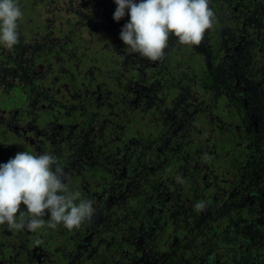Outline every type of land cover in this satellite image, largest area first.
I'll return each instance as SVG.
<instances>
[{
    "label": "flooded vegetation",
    "instance_id": "flooded-vegetation-1",
    "mask_svg": "<svg viewBox=\"0 0 264 264\" xmlns=\"http://www.w3.org/2000/svg\"><path fill=\"white\" fill-rule=\"evenodd\" d=\"M18 1L19 41L0 58V164L54 154L96 213L73 230L0 225V264H175V246L180 264H264V0H211L197 46L209 70L194 81L164 74L174 35L161 61L126 48L115 0H65L47 28ZM223 10L242 12L240 30ZM200 237L211 242L194 250Z\"/></svg>",
    "mask_w": 264,
    "mask_h": 264
},
{
    "label": "clouds",
    "instance_id": "clouds-1",
    "mask_svg": "<svg viewBox=\"0 0 264 264\" xmlns=\"http://www.w3.org/2000/svg\"><path fill=\"white\" fill-rule=\"evenodd\" d=\"M211 0H115L113 19L125 15L129 21L120 31V39L131 53L151 62L164 59L170 36L179 45L199 46L216 16ZM23 13L15 0H0V42L12 49L19 41L18 20ZM70 178L54 154L39 155L20 151L0 164V225L35 232L45 226L55 229L63 224L68 230L91 223L96 209L93 201L83 199L69 187ZM27 210L30 219L17 222V214ZM197 211L206 209L204 201ZM48 217L47 221L44 219Z\"/></svg>",
    "mask_w": 264,
    "mask_h": 264
},
{
    "label": "trees",
    "instance_id": "trees-1",
    "mask_svg": "<svg viewBox=\"0 0 264 264\" xmlns=\"http://www.w3.org/2000/svg\"><path fill=\"white\" fill-rule=\"evenodd\" d=\"M33 1L34 0H22L21 4L23 7H26L27 9L34 7V12H35V10L39 9L36 7L37 5H39V7H40V5L46 4L45 3L46 0L44 2L40 1V2H38V4H34ZM235 1H238V0H232L231 2L233 3ZM247 1L248 0H243V3L247 4L246 3ZM258 1L259 0H255L256 3H258ZM15 2L17 3L20 1L15 0ZM18 5H19V3H18ZM20 8H21V6H20ZM259 11H260V9L257 11L258 13H256L255 16H261ZM262 19L264 20V15L262 16ZM216 20H217V17H216ZM18 22H19V20H18ZM35 23H32V25ZM176 45H179V44L176 43ZM258 46L259 47L263 46V48H264V45H258ZM206 47H207V51L209 52V56L214 55V57L217 58L216 54L221 52V50H218L217 42H213L211 40H208L206 42ZM203 58H204V52L200 47L192 46V45L191 46L190 45H183V46L179 45V48H172L170 50V52L168 53L166 62H170V63L167 64L165 66V68H163L164 74H166V73H177V75L182 78L183 75L182 74L179 75V73L184 72L188 69L191 72V80L194 81V80L198 79V77L201 76V71L203 69L209 70L208 66L203 65V62H202ZM206 76H209L208 71L206 72ZM198 239L199 240H197L196 247L194 250H203L207 247V244H209L211 242V240L209 238H201L200 237ZM201 240L206 241V243H202ZM194 250H192V251H194ZM213 250H214V257L220 258V256L222 255V251L218 248H213ZM179 255H183L182 248L179 246H175L174 247V253H173V256L171 257L170 261L175 262V264H180L181 262L178 259Z\"/></svg>",
    "mask_w": 264,
    "mask_h": 264
},
{
    "label": "rangeland",
    "instance_id": "rangeland-1",
    "mask_svg": "<svg viewBox=\"0 0 264 264\" xmlns=\"http://www.w3.org/2000/svg\"><path fill=\"white\" fill-rule=\"evenodd\" d=\"M40 1L44 2L45 0H34L33 3L34 4H38V2H40ZM63 1H65V0H46V2H45L46 4L40 5V7H39V5H37L36 7L39 8V9L35 10V12H34V10H31L32 15L29 14L27 16V19H28L27 22H31V23H35L36 22V24L39 23L41 25H44L46 28H47L48 25L51 26L50 23H52L53 19H55V21L58 22L59 21L58 18H57V11H58V8H59L58 4L63 2ZM17 4H18V2H17ZM63 13H65V12L63 11ZM220 14L222 16L226 17V21L229 22L228 27H231L234 31H238V30L241 29V25L240 24H241V21H242V18H243L242 12H240V17H238V20H237V15H233L232 17H230V19H228V16L224 12V10L221 11ZM64 15L65 14L61 13L60 17L64 16ZM67 17L68 16L63 17L62 19L67 18ZM20 21L23 22V19L20 18L19 19V23H20ZM83 46L85 47L86 45H83ZM7 49L8 48L3 43L0 45V58H2L3 56H5L7 54ZM87 54H92L93 55V50L89 48V52ZM96 61L98 62V65H100L99 68L102 71L110 70V67L108 66L107 59L104 62H101V58L97 57ZM5 63H6L5 61L4 62L0 61V65H4ZM5 65H7V64H5Z\"/></svg>",
    "mask_w": 264,
    "mask_h": 264
}]
</instances>
